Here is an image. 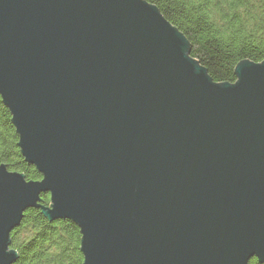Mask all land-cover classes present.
I'll return each instance as SVG.
<instances>
[{"label":"water","instance_id":"obj_1","mask_svg":"<svg viewBox=\"0 0 264 264\" xmlns=\"http://www.w3.org/2000/svg\"><path fill=\"white\" fill-rule=\"evenodd\" d=\"M235 73L145 0H0V95L42 175L0 165V264L29 209L79 227L83 264H264V62Z\"/></svg>","mask_w":264,"mask_h":264},{"label":"trees","instance_id":"obj_2","mask_svg":"<svg viewBox=\"0 0 264 264\" xmlns=\"http://www.w3.org/2000/svg\"><path fill=\"white\" fill-rule=\"evenodd\" d=\"M184 35L189 56L207 70L217 84H234L243 61L264 62V0H145ZM12 115L0 95V165L23 174L27 181L42 175L28 165L18 147ZM41 204L50 205L49 195ZM82 235L70 220L50 222L41 209L24 213L10 235L14 264H83ZM248 264H260L252 258Z\"/></svg>","mask_w":264,"mask_h":264}]
</instances>
